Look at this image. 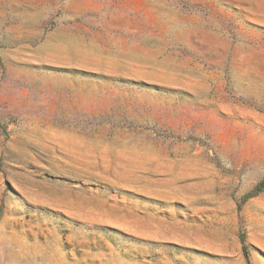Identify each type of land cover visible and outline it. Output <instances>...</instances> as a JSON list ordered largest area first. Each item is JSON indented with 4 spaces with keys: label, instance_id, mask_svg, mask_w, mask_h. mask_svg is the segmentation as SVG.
Masks as SVG:
<instances>
[{
    "label": "rangeland",
    "instance_id": "obj_1",
    "mask_svg": "<svg viewBox=\"0 0 264 264\" xmlns=\"http://www.w3.org/2000/svg\"><path fill=\"white\" fill-rule=\"evenodd\" d=\"M0 264H264V0H0Z\"/></svg>",
    "mask_w": 264,
    "mask_h": 264
},
{
    "label": "trees",
    "instance_id": "obj_2",
    "mask_svg": "<svg viewBox=\"0 0 264 264\" xmlns=\"http://www.w3.org/2000/svg\"><path fill=\"white\" fill-rule=\"evenodd\" d=\"M260 190H261V185H260V187H256V191H260ZM240 241L242 242V250L245 252V244H244L243 234L240 235Z\"/></svg>",
    "mask_w": 264,
    "mask_h": 264
},
{
    "label": "crops",
    "instance_id": "obj_3",
    "mask_svg": "<svg viewBox=\"0 0 264 264\" xmlns=\"http://www.w3.org/2000/svg\"><path fill=\"white\" fill-rule=\"evenodd\" d=\"M76 13V12H75ZM75 13H73L74 15H75ZM70 15H72V14H70Z\"/></svg>",
    "mask_w": 264,
    "mask_h": 264
}]
</instances>
